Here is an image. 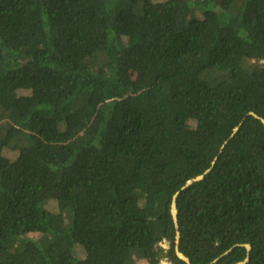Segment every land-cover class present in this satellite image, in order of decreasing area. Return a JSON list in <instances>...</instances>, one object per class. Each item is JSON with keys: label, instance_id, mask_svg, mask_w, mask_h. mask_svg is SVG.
<instances>
[{"label": "trees", "instance_id": "obj_1", "mask_svg": "<svg viewBox=\"0 0 264 264\" xmlns=\"http://www.w3.org/2000/svg\"><path fill=\"white\" fill-rule=\"evenodd\" d=\"M249 112L264 0H0V264H185L171 199L208 168L177 196L180 252L264 264Z\"/></svg>", "mask_w": 264, "mask_h": 264}, {"label": "water", "instance_id": "obj_2", "mask_svg": "<svg viewBox=\"0 0 264 264\" xmlns=\"http://www.w3.org/2000/svg\"><path fill=\"white\" fill-rule=\"evenodd\" d=\"M248 115L253 116L256 119H259L261 121V123L263 124V126H264V119L258 117L256 114H254L252 112H249ZM240 125H241V123L232 131V133L230 135L231 137L237 132V130L239 129ZM227 142L228 141H225V143L221 146V149L220 150H222L224 148V145ZM214 161H215V159L212 161V163H211L212 165L214 164ZM209 171H210V168L206 169L202 174H199V175H197L195 177H192V178H189L188 180H186L184 182L183 186L180 188V191L188 188L189 186H191L195 182L201 181L204 178V176ZM180 191H177L172 196L171 204H170V214H171L172 222H173V225H174V228H175L174 253H175L176 257L178 259H180L181 261H183L185 264H191L190 259L187 256H185L182 252H180V250H179L180 232H179V226H178V220H177L176 199H177V196L180 193ZM241 246H243L247 250V252L250 251V245L249 244H243ZM230 250L231 249H228L227 251H225L224 252V255L228 254ZM248 258L249 257H248V253H247L246 254V257L244 258L243 261L237 262L235 264H245V263H247ZM216 260L217 259H215L214 261H212V263L215 262Z\"/></svg>", "mask_w": 264, "mask_h": 264}, {"label": "rangeland", "instance_id": "obj_3", "mask_svg": "<svg viewBox=\"0 0 264 264\" xmlns=\"http://www.w3.org/2000/svg\"><path fill=\"white\" fill-rule=\"evenodd\" d=\"M157 1H162V0H157ZM5 155L8 156V157H10V158H14L15 157V154L14 153H11L9 151H6L5 152ZM46 208L47 209H51V210H55V202L54 201H51ZM161 246L164 249L167 248L165 242L161 243ZM135 264H148V263L145 260H140V261H137ZM161 264H168V262L165 259H162L161 260Z\"/></svg>", "mask_w": 264, "mask_h": 264}]
</instances>
